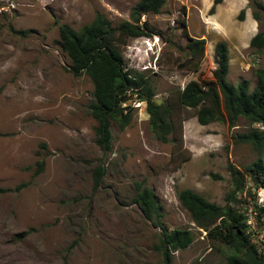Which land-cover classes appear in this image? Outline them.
<instances>
[{
    "label": "rangeland",
    "instance_id": "obj_1",
    "mask_svg": "<svg viewBox=\"0 0 264 264\" xmlns=\"http://www.w3.org/2000/svg\"><path fill=\"white\" fill-rule=\"evenodd\" d=\"M138 1L0 0V189L7 190L0 193V264H163L161 229L132 202L138 186L157 197L165 230L187 229L194 237L186 250L172 254L171 264H226L230 250L194 227L177 196L190 190L224 206L229 168L244 170L258 159L264 165V147L258 156L249 144L233 140L246 123L200 126L193 111L179 109L164 144L150 131L144 104L135 99L140 96L132 94L133 101L122 103L131 107V121L123 130L111 126V150L104 153L95 144L88 110L91 79L73 77L58 46L59 25L78 32L102 14L116 27L129 21ZM214 1L165 0L159 14L141 18L153 34L120 47L125 69L145 76L156 104L190 81L212 79L220 42L228 50L227 82L255 86L264 48L257 52L249 42L264 33L258 7L264 0ZM188 38L206 41L195 73L179 68ZM42 159V172L34 174ZM97 168L104 175L94 188ZM236 199L231 206L245 217L250 207H264V189L247 182ZM254 219L252 240L260 250L264 220Z\"/></svg>",
    "mask_w": 264,
    "mask_h": 264
},
{
    "label": "trees",
    "instance_id": "obj_2",
    "mask_svg": "<svg viewBox=\"0 0 264 264\" xmlns=\"http://www.w3.org/2000/svg\"><path fill=\"white\" fill-rule=\"evenodd\" d=\"M219 2L220 0H215L214 4ZM164 4L165 0H139L130 11L129 21H123L116 27H112L102 14H97L90 24L78 32L66 25L58 27V46L70 61L68 72L75 78L87 75L93 84L94 100L89 103L88 110L96 123L95 144L104 153L111 150L110 128L116 125L123 130L129 125L132 109L130 106L123 107L122 102L133 94L143 97L141 102L148 116L150 131L161 143L170 142L169 136L173 134L175 127V112L183 109L193 111L200 126L224 123L233 128L243 120L247 129L233 140L249 144L261 156L264 147V69L255 71L256 84L252 89L246 81L231 85L226 80L229 58L225 43L220 42L214 47L215 70L212 72V79L188 82L182 90L169 95L162 105L154 102L153 88L142 73H132L125 69L120 47L130 39L153 34L148 23L141 22V18L159 14ZM258 7L264 10L262 6ZM243 15L242 11L239 19ZM253 17L259 18L256 12ZM205 46L204 39L188 38L182 49L184 61L179 68L198 72ZM249 47L257 52L261 51L264 48V33L256 34L250 40ZM41 147L44 148L45 145L41 144ZM43 168V159L37 161L34 174H39ZM229 174L231 190L224 206L209 203L190 190L179 192L177 199L196 229L204 231L210 241L230 250L226 264H264V248L259 250L252 237L246 234L244 214L231 206L237 200V193L244 191L247 182L255 190L264 189V165L258 159L244 170L230 167ZM103 175L102 168L95 170L94 188L99 186ZM6 191L0 189V193ZM132 202L144 219L150 221L154 228L161 229L157 250L163 264H171L173 253L186 250L193 243L191 231L175 229L168 232L161 226L163 209L151 189L138 186ZM255 210L256 219L264 220V207H256Z\"/></svg>",
    "mask_w": 264,
    "mask_h": 264
},
{
    "label": "built area",
    "instance_id": "obj_3",
    "mask_svg": "<svg viewBox=\"0 0 264 264\" xmlns=\"http://www.w3.org/2000/svg\"><path fill=\"white\" fill-rule=\"evenodd\" d=\"M256 217L257 214L255 208L250 207L248 210V214L245 215L244 223L246 225V234L250 235L251 237L255 236L256 222L254 218ZM201 232H203L204 234V231Z\"/></svg>",
    "mask_w": 264,
    "mask_h": 264
},
{
    "label": "water",
    "instance_id": "obj_4",
    "mask_svg": "<svg viewBox=\"0 0 264 264\" xmlns=\"http://www.w3.org/2000/svg\"><path fill=\"white\" fill-rule=\"evenodd\" d=\"M133 97L129 96L128 98H126L125 100H123L122 103H127V102H131L133 101ZM137 101H142L143 100V97H139V98H135Z\"/></svg>",
    "mask_w": 264,
    "mask_h": 264
}]
</instances>
